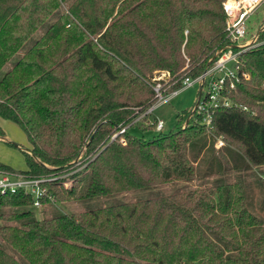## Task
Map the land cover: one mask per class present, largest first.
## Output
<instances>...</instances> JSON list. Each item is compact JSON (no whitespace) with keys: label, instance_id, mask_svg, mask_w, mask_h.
<instances>
[{"label":"trees","instance_id":"16d2710c","mask_svg":"<svg viewBox=\"0 0 264 264\" xmlns=\"http://www.w3.org/2000/svg\"><path fill=\"white\" fill-rule=\"evenodd\" d=\"M224 1L0 0V70L56 13L0 77V118L30 143L17 173L44 181L41 205L193 182L203 163L204 177L224 175L231 159L264 166V26L240 57L248 78L210 127L192 107L152 140L128 134L154 103V74L168 72L179 88L228 43ZM219 139L238 153L216 149ZM257 185L264 212V179ZM31 205L30 195H0V220L19 223L0 225L16 256L0 248V264H264V218L239 181L41 220Z\"/></svg>","mask_w":264,"mask_h":264},{"label":"rangeland","instance_id":"374dc122","mask_svg":"<svg viewBox=\"0 0 264 264\" xmlns=\"http://www.w3.org/2000/svg\"><path fill=\"white\" fill-rule=\"evenodd\" d=\"M55 16L56 13H54L50 18H48L45 23L31 36V38L23 44L20 51L15 54L6 65L3 66V68L0 70V77L4 72L8 70L10 65L18 59L19 55L23 53L31 45V43L40 36V34L42 33V31H44L47 25H49L54 20ZM262 26H264V2L252 14L248 21V35L246 37V40L252 39ZM197 94L198 86L194 85L182 91L176 98L156 110L151 116L153 117L154 115V117H157L160 121H162L165 124V129L163 128V131L165 133H168L175 127L177 123L176 116L182 111L188 110L194 106ZM151 116L149 117L151 118ZM141 129L142 126L139 123L137 125H134V127H132L128 131V134L138 139H144L145 141L153 139L155 133H153L151 130L143 131ZM0 130L2 132V135L0 136V165L8 167L14 172L25 171L26 165L24 162L23 153H26L27 150H29L30 143L27 141L25 135L21 132V130L12 122L0 118ZM219 142L222 143L221 145H219L220 147L217 146ZM223 144L225 145L223 146ZM215 147L216 149L224 147L226 149H231L233 152L238 153V148L236 146L230 145L227 142L224 143L221 139L216 142ZM230 163L231 165H228L227 163H225L226 165H223V167L227 169L224 175H220V172H218V174H215L211 177L202 176V172L206 169V164L203 163L197 166L198 175L195 177L193 182H172L166 185L97 197L82 202H51L53 205L51 207L45 205L39 207L38 209L31 208L30 210L33 212L32 217L35 220L49 219L53 215L79 213L87 210H96L123 203H131L136 201L148 200L155 197L167 196L177 192L193 190L196 188L213 187L216 182L219 181L225 182L227 184H233L236 181H239L245 185L247 190V208L257 218L263 219V193L260 191L257 183L259 178L264 179V166L253 167L243 161L241 163H238L235 166L236 168H234V160L231 159ZM66 176H68L67 173L57 175L55 173H50L46 175L45 179H50L54 177H57L59 179L64 178ZM0 225L19 226V223L14 221L5 222L3 220H0ZM0 248L6 251L11 256L16 257L13 254L12 250L6 244H4L1 239ZM21 263L26 264L23 261H21Z\"/></svg>","mask_w":264,"mask_h":264},{"label":"built area","instance_id":"2783aa9c","mask_svg":"<svg viewBox=\"0 0 264 264\" xmlns=\"http://www.w3.org/2000/svg\"><path fill=\"white\" fill-rule=\"evenodd\" d=\"M263 2L264 0H225L222 7L226 16L225 30L228 43L216 52L212 64L202 74L194 78H183L179 88L173 90L168 85L172 81L168 72H157L151 80L155 94L154 103L133 123H140L145 127L152 126L154 120L148 117L156 109L168 104L182 91L194 85L198 86V94L193 110L201 117L202 125L211 126L216 109L232 107L233 103L228 99L227 94L235 89L241 78H248L241 71V54L259 45L256 41L257 34L252 39L246 40L248 21ZM127 128L128 126L120 129L112 138L120 136ZM163 128V122L156 121L152 131L162 133ZM120 141L123 143V139ZM221 144L219 142L217 146L220 147ZM42 183H44L43 180L29 178L23 174L0 168V195L17 192L30 195L32 197L31 208L38 209L43 206L40 204V199L44 196L46 189Z\"/></svg>","mask_w":264,"mask_h":264},{"label":"crops","instance_id":"0c3cea01","mask_svg":"<svg viewBox=\"0 0 264 264\" xmlns=\"http://www.w3.org/2000/svg\"><path fill=\"white\" fill-rule=\"evenodd\" d=\"M175 98H176V97H175ZM172 100H173V99H172ZM172 100H171V101H172ZM162 107H163V106H162ZM159 108H161V107H159ZM159 108H158V109H159ZM158 109H156V110H158ZM156 110H155V111H156ZM155 111H154V112H155ZM151 115H152V114H151ZM151 115H150V116H151ZM148 118L151 119V120H154V121H160L157 117H154V115H153V117L151 116V118H150V117H148ZM163 124H164V123H163ZM164 129H165V124H164ZM152 132H153V131H152ZM153 133H155V132H153ZM159 133H160V132H159ZM159 133H155L154 136L158 135ZM162 133H165V132L163 131ZM1 140H3V139H1Z\"/></svg>","mask_w":264,"mask_h":264}]
</instances>
